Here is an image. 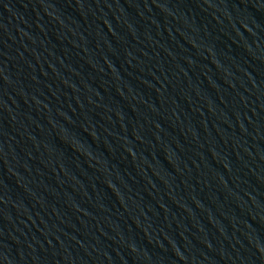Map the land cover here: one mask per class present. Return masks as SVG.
I'll return each instance as SVG.
<instances>
[{
    "label": "water",
    "instance_id": "obj_1",
    "mask_svg": "<svg viewBox=\"0 0 264 264\" xmlns=\"http://www.w3.org/2000/svg\"><path fill=\"white\" fill-rule=\"evenodd\" d=\"M264 229V0H64Z\"/></svg>",
    "mask_w": 264,
    "mask_h": 264
}]
</instances>
